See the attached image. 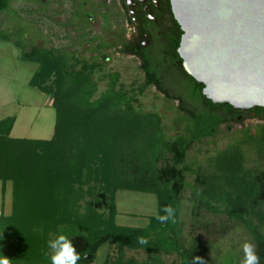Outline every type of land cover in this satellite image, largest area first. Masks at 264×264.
Masks as SVG:
<instances>
[{
    "label": "trees",
    "instance_id": "obj_1",
    "mask_svg": "<svg viewBox=\"0 0 264 264\" xmlns=\"http://www.w3.org/2000/svg\"><path fill=\"white\" fill-rule=\"evenodd\" d=\"M11 3L0 0V16L12 12ZM10 36L1 32L0 41L8 42ZM27 42L19 32L16 46L33 45ZM21 59L38 66L29 86L53 99L56 124L51 140H18L11 138L15 117L0 120V182L3 190L11 183L13 198L11 215L0 216V255L12 264H51L48 241L52 235L65 234L80 254L77 264H90L105 245L118 248L120 261L125 250H142L150 256L175 254L179 264H193L194 257L206 264L208 245H189L175 231L181 198L193 176L199 204L240 223L255 240V254L264 264V173L245 168L238 146L209 159L207 168L187 163L191 145L216 136L224 123L240 124L237 117L242 114L208 101L204 87L183 72L177 85L180 94L167 100L180 102L177 111L185 129L170 138L159 122L134 115L126 99L117 96L118 75L112 77L109 94L94 100L97 85L92 75L102 71L100 65L83 63L77 70L81 61L75 54L34 46ZM153 84L145 82L140 93ZM122 105L124 113L119 111ZM224 109L235 116L224 119L218 114ZM248 140H264V127ZM146 144L152 146L151 158L142 153ZM100 182L107 193L127 188L157 194L158 216L144 229L116 227L113 210L107 220L90 207L78 216L82 187L91 185L86 192L91 195L93 184ZM169 206L174 219L160 221ZM138 237L147 243L140 244Z\"/></svg>",
    "mask_w": 264,
    "mask_h": 264
},
{
    "label": "rangeland",
    "instance_id": "obj_2",
    "mask_svg": "<svg viewBox=\"0 0 264 264\" xmlns=\"http://www.w3.org/2000/svg\"><path fill=\"white\" fill-rule=\"evenodd\" d=\"M60 6L62 5L56 0H12V12L0 16V33L12 35L8 42L0 41V120L8 117L17 119L11 135L13 138L51 140L56 124L53 99L29 86L38 66L23 61V52H29L34 46L37 49L75 54L81 60V66L77 67V70L81 69L83 63H90L94 58L90 47L76 48L72 45V32L67 26V19H60L63 12ZM19 32H22L26 42L33 45L26 49L17 47ZM100 55L109 57V60L100 61L101 65L103 64L102 71H96L92 76L97 85L94 100H100L109 94L112 77L118 75L114 92L118 97L126 99L134 115L151 116L153 119L150 123L159 122L162 131L170 138L183 133L185 125L177 111L180 104L178 101H168L153 88L140 93L143 75L138 70L137 62L118 53L117 49L101 51ZM176 90L174 94H180ZM119 111L126 112L125 105H122ZM263 127L264 123L258 121L224 125L219 128L216 136L188 148L187 163L197 162L202 168H207L209 159L232 146H238L245 156V168L264 173V140H248V135L255 137ZM146 145L142 146V153L151 158L152 146ZM170 160L171 158L168 161ZM188 182L190 187L182 195L175 225L177 235L189 245L205 242L208 245L206 264H243V245L250 243L254 245V252L256 251V243L251 234L240 223L226 215L209 212L206 207L201 206L195 195V177H189ZM93 186L91 195H86L91 185L82 187L84 199L78 202V216L87 214L90 207L107 220L113 210V224L126 229H144L158 216L159 199L153 192L125 188L107 193L104 182L97 185L94 183ZM12 201L11 183L3 190L0 182V216L11 215ZM222 209L219 208L220 211ZM58 235L60 234L52 235L51 240ZM90 264L179 262L175 254L158 253L150 256L142 250H125L120 261L118 248L105 245Z\"/></svg>",
    "mask_w": 264,
    "mask_h": 264
},
{
    "label": "water",
    "instance_id": "obj_3",
    "mask_svg": "<svg viewBox=\"0 0 264 264\" xmlns=\"http://www.w3.org/2000/svg\"><path fill=\"white\" fill-rule=\"evenodd\" d=\"M185 73L214 105L264 108V0H171Z\"/></svg>",
    "mask_w": 264,
    "mask_h": 264
},
{
    "label": "flooded vegetation",
    "instance_id": "obj_4",
    "mask_svg": "<svg viewBox=\"0 0 264 264\" xmlns=\"http://www.w3.org/2000/svg\"><path fill=\"white\" fill-rule=\"evenodd\" d=\"M56 2L62 5L60 19H67V26L72 32V45L92 49L94 58L88 65L97 64L103 69L100 61L106 62L109 57L101 56V51L117 49L118 53L137 62L138 70L143 75V84L148 80L154 83L148 89H155L164 98L176 95L174 91L178 89L179 78L185 71L178 54L182 33L174 20L171 0ZM259 109L264 108L234 111L242 114L237 117V121H242L241 124L245 121L264 123V113L260 114ZM218 114L226 120L235 116L225 109L219 110ZM230 124L224 123L220 127Z\"/></svg>",
    "mask_w": 264,
    "mask_h": 264
},
{
    "label": "clouds",
    "instance_id": "obj_5",
    "mask_svg": "<svg viewBox=\"0 0 264 264\" xmlns=\"http://www.w3.org/2000/svg\"><path fill=\"white\" fill-rule=\"evenodd\" d=\"M164 212L166 215L158 217L160 221L174 219V211L170 206L164 208ZM2 232L0 231V233ZM2 239L3 236L0 235V240ZM137 239L142 245L147 243L144 237H138ZM48 248L51 249V264H77V261L81 258L80 254L76 252L70 238L65 234H60L54 240L48 241ZM243 252V264H259V258L254 252V245L245 243L243 245ZM45 254L48 255L47 253ZM197 262L198 264H204V261L200 257H194L193 264H197ZM0 264H12V261L0 255Z\"/></svg>",
    "mask_w": 264,
    "mask_h": 264
},
{
    "label": "crops",
    "instance_id": "obj_6",
    "mask_svg": "<svg viewBox=\"0 0 264 264\" xmlns=\"http://www.w3.org/2000/svg\"><path fill=\"white\" fill-rule=\"evenodd\" d=\"M15 120L17 121L16 118H15ZM16 121H15V124H16ZM15 124H14V126H15ZM14 126H13V128H12L11 135H12V132H13ZM11 138H13V137L11 136ZM13 139H16V138H13ZM18 140H23V139H18ZM29 140H31V139H29Z\"/></svg>",
    "mask_w": 264,
    "mask_h": 264
}]
</instances>
